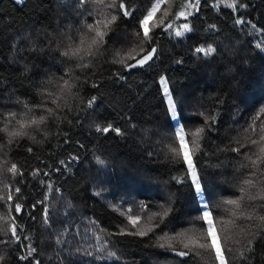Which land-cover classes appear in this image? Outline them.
Masks as SVG:
<instances>
[{
	"label": "trees",
	"instance_id": "trees-1",
	"mask_svg": "<svg viewBox=\"0 0 264 264\" xmlns=\"http://www.w3.org/2000/svg\"><path fill=\"white\" fill-rule=\"evenodd\" d=\"M18 1L0 0V111L3 112L23 111L16 105L17 98L38 103L41 82L50 76L63 75V70L70 66L53 51L57 42L63 41L61 33L69 27L80 28L82 21L92 23L97 18L94 6L91 3L80 6L79 0ZM57 2L70 9L60 26L54 9ZM155 2L124 0L132 15H120L93 66L75 72L80 77L78 95L70 100L71 107L63 110L60 120L50 119L40 130L29 129L28 135L11 144L6 135L0 139V165L7 168L15 163L23 173L13 176L5 172L0 195L6 197L9 192L5 184H10L13 192L19 186L21 195L15 202L25 209L21 214L9 212L8 204L13 202L0 199V216L16 217L24 229L21 243H31L37 249L34 255L41 264H219L214 251L200 250L199 256L190 253L178 257L152 246L148 238L108 233H118L122 228L131 230L129 214L141 215L138 226L144 227L146 214L140 211V205L152 206V211H156V205L167 204L170 193L175 194L170 217L175 228L166 231L204 227L201 221L189 223L201 215L199 197L187 186L190 181L177 183L171 179L182 177L183 167L165 159L163 149L168 141L164 137L172 134L177 125L168 111L161 77L167 80L173 98L182 102L178 113L185 131L205 127L201 144L207 154L202 156L199 167L208 171L210 205L215 207L224 199L241 195L239 186L251 171L246 167L245 154L257 151L248 141L258 140L264 134L261 133L264 0H200L199 4L196 0H163L149 21L157 47L155 59L144 68L124 70L112 62L113 54L121 50L123 55L139 44L142 37L135 36L140 30L139 20ZM181 3L188 7L181 8ZM230 3L246 7L229 8ZM192 4L195 8L185 23L190 31L176 36L175 32L182 28L179 13ZM237 18L250 23L238 25ZM162 21L172 27L157 28ZM32 45L46 51L32 53L28 50ZM209 46L216 49L215 53L205 56L196 52L197 48L206 50ZM143 47L148 49L147 44ZM139 52L137 47L132 55ZM25 64L31 69L27 73ZM116 73L124 78L120 79ZM93 96L96 100L89 108L87 101ZM108 123L124 134L96 131L97 125L104 127ZM240 144L245 147L239 153L231 150ZM97 156L105 160L104 166L96 162ZM61 161L65 164L61 165ZM217 164L220 166L209 167ZM57 168L60 171H55ZM37 169L39 172L34 175ZM253 179L259 182L264 177ZM49 183L52 192L46 187ZM250 191L255 194L258 188ZM46 195L47 224L44 204L38 203ZM241 211L244 215H240ZM260 216H264V200L258 198L253 202L246 196L240 209L221 204L214 211L215 233L228 264H264V221ZM225 221H229L227 225ZM0 224L8 226L3 221ZM97 235L108 241L105 247L115 252V256L97 251L102 242L96 240ZM25 236L30 239L24 240ZM58 238L64 243L57 244ZM0 239L9 241L0 244V254L6 257L2 264H27L18 260L22 249L11 242L10 233H0ZM85 249L92 255H86ZM97 256L101 258L96 259Z\"/></svg>",
	"mask_w": 264,
	"mask_h": 264
},
{
	"label": "snow or ice",
	"instance_id": "snow-or-ice-1",
	"mask_svg": "<svg viewBox=\"0 0 264 264\" xmlns=\"http://www.w3.org/2000/svg\"><path fill=\"white\" fill-rule=\"evenodd\" d=\"M200 0H196V4H199ZM91 3L96 11V17L92 23L81 22V27L73 30L71 27L67 29V32H62L61 36L63 41H58L57 46L53 51L58 52L59 56L62 58L64 63H68L70 66L63 70V75L61 76H50L46 81H42L40 89L38 91L39 102L30 103L27 101L20 100L17 98L16 105L22 107L23 111H0V139L6 135L8 138V143L11 144L16 138L28 135L29 129L40 130L41 126L45 125L50 119L60 120L63 116L64 109H70V100L78 95L77 86L80 83V77L75 75L77 70L84 72L93 66V61L97 56L102 54V50L106 45V37L113 30V26L119 19L120 15L124 17H129L132 13L128 10V7L124 3V0H79L80 6H85ZM163 0H156L155 3L147 10L143 18L139 20V31L135 33L139 39V44L134 45L130 50L121 54V50H116L113 54V63L119 64L124 70H131L136 67H141L146 65L151 61L154 55L157 53V47L155 46L156 41L153 38V33L149 28L150 19L159 10ZM229 8L233 7H246L244 4L230 3L227 5ZM181 8L188 7V4L181 3ZM195 7V5H193ZM107 10V11H104ZM92 13H89L91 16ZM179 15H185L184 12L179 13ZM236 24L241 25L245 23H250V21H245L243 18H237ZM171 28L170 24L165 25L163 21L157 24V28L161 27ZM215 27V26H213ZM184 31H176V36H183L185 32L190 31L188 24L183 25ZM253 30H256V26H252ZM147 44L148 49L146 50L143 46ZM49 47H51V41H48ZM260 45L257 44V47ZM139 47L140 52L134 56L136 48ZM21 52L25 49L20 48ZM32 53L43 54L46 49L43 47H37L32 45L29 49ZM216 49L209 46L206 50L203 48H197L196 52H203L205 56H209L215 53ZM30 66L25 64L24 72H29ZM116 75L123 79L119 73ZM161 83L164 85L163 92L167 97V107L171 115L172 120L177 125L174 132L170 135L164 137L168 141L166 148L163 149L165 152V159L170 160L174 163H180L183 167V176L177 177L173 176L171 179L177 183H183L185 181H190L187 185L188 187L194 189V194L199 197V203L201 208L199 211L201 215L196 217L190 224L195 225L196 221L203 222L204 227L196 229L192 227L191 229H186L182 231H166V229H174L175 225L172 223L170 217L172 216L174 209L172 204L174 201V193H170L167 196V204L156 205V211H152V206L141 204L140 211L146 214L147 223L144 227H139V222L141 221V215H128V222L132 226L131 230L126 228L120 229L118 233H108V235H129L133 237L148 238L152 246L163 249L170 253H175L178 257H187L190 253H195L199 256L201 254L200 250L214 251L215 258L219 264H228L222 249L218 245L219 237L215 233V224L213 220V213L216 209L221 207V204L234 206L235 209L241 208V202L247 197L249 201H256L258 198L264 200V180L257 182L253 177H264V134L259 136V139H249L248 145L255 146L257 151L251 154L246 153V160L248 161L246 167L251 169L248 177L244 178L239 186L240 196L236 198H227L222 200L220 204L213 207L209 203V197L207 195L208 184L210 183L207 168L199 167L200 161L203 155H206V149L202 147L201 140L205 139V127H197L195 131L186 132L185 126L180 123L181 117L178 113V108L182 106V102L174 99L172 92L167 86V80L161 77ZM96 100L93 96L87 101L88 107L91 108ZM66 118V117H65ZM210 120H215V117H209ZM255 130V129H253ZM96 131L98 133H109L115 132L117 135H123V131L119 127H114L112 123H108L107 126L101 127L96 126ZM261 133H264V125H261ZM47 135V133H45ZM189 142L191 143V148L189 147ZM245 144H240L238 147L231 149L233 152L239 153L241 148H244ZM29 152L32 151L31 148L28 149ZM199 154V155H198ZM149 156L152 155L151 152L148 153ZM254 157V158H253ZM78 159V157L73 158ZM96 162L104 166L106 164L105 160L96 157ZM61 165L65 162L61 161ZM220 165H209V167H219ZM65 167H67L65 165ZM55 171H60L59 168ZM11 173L13 176L19 174L23 175L18 166L13 163L10 167L5 168L0 165V183H3L4 173ZM39 172V169L35 170ZM47 175V173H44ZM167 185V181L164 182ZM4 187L9 189L7 196L0 195V199L6 200L7 202H13L8 204L9 212L15 211L17 214H21L25 209L23 205L18 201L21 195V188L19 186L15 187L14 192L11 190L12 186L10 184H5ZM49 192L54 191L52 185L49 183L46 185ZM258 188V191L253 194L250 189ZM166 190V188H165ZM59 191V189H55ZM100 193H97L99 195ZM48 200V196L44 197V200L38 203L44 204V223L49 222V208L44 202ZM14 205V208H13ZM33 208L36 207L35 204L32 205ZM232 215L235 216L236 212L233 211ZM240 215H244L241 211ZM33 219H35L33 217ZM223 220V217H220ZM248 219H251V215H248ZM259 219L264 221V216H260ZM11 221L8 223V221ZM0 221L8 224L7 228L0 224V233L4 235H11V242L18 244L22 253L18 256L19 261H26L27 264H41V261L35 258V253L37 249L28 244L21 243V232H23V226L16 222L15 216H0ZM229 221H225L227 225ZM234 222V221H232ZM19 229V231H18ZM103 232L104 230H100ZM97 241H102V237L97 235ZM24 240H29L28 236L23 238ZM9 241L5 239H0V244H8ZM57 244H63L64 241L59 238L56 240ZM251 245L252 241H248ZM108 241H102L98 247L97 251L99 253H105L108 257H113L116 255L113 251H107L105 247ZM80 249L77 248V252ZM228 251H232L231 248ZM85 254L91 256L92 253L85 249ZM243 255V253H241ZM97 256L96 259H100ZM6 259L4 254H0V264Z\"/></svg>",
	"mask_w": 264,
	"mask_h": 264
},
{
	"label": "rangeland",
	"instance_id": "rangeland-1",
	"mask_svg": "<svg viewBox=\"0 0 264 264\" xmlns=\"http://www.w3.org/2000/svg\"><path fill=\"white\" fill-rule=\"evenodd\" d=\"M23 0H19L18 2L21 3ZM194 4H192L190 6V8L185 9L183 12L185 13V15H181L182 17V21H181V25L183 28V25L188 21L189 17L188 15L194 10L195 7H193ZM54 9H56V16H57V20L56 22L59 24H61V21L65 20V17H67V14L70 12V9H68V7L66 5H59L58 2L55 4ZM152 19V18H151ZM150 19V20H151ZM180 29V31H184L183 29ZM218 245H219V240H218ZM220 247V245H219Z\"/></svg>",
	"mask_w": 264,
	"mask_h": 264
},
{
	"label": "water",
	"instance_id": "water-1",
	"mask_svg": "<svg viewBox=\"0 0 264 264\" xmlns=\"http://www.w3.org/2000/svg\"><path fill=\"white\" fill-rule=\"evenodd\" d=\"M155 59V55H154V57H153V59L151 60V61H153ZM151 61H149L148 63H150ZM147 63V64H148ZM146 64V65H147ZM146 65H144V66H141V67H136V68H134V69H141V68H144V67H146ZM129 71H133V69H131V70H129Z\"/></svg>",
	"mask_w": 264,
	"mask_h": 264
}]
</instances>
